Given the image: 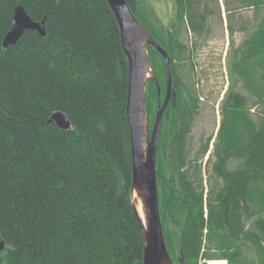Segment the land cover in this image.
I'll use <instances>...</instances> for the list:
<instances>
[{
    "label": "trees",
    "instance_id": "16d2710c",
    "mask_svg": "<svg viewBox=\"0 0 264 264\" xmlns=\"http://www.w3.org/2000/svg\"><path fill=\"white\" fill-rule=\"evenodd\" d=\"M126 1L170 58L174 50H182L177 32L157 33L138 0ZM198 1L177 0L176 5L181 22L188 10L194 34H200L206 19L196 10ZM19 4L33 20H45V35L25 30L15 44L3 47ZM147 49L157 82L165 89L163 58L151 45ZM229 69L264 108V19L234 49ZM171 74L179 94L163 118L180 124L175 134L178 187L157 170L169 254L174 263L176 247L165 219L176 221L175 211H181L178 252L183 264H198L200 258L242 264L240 247L247 239L255 246L264 243V116L256 122L246 95L227 90L207 160L217 183L204 199L196 160L208 144L194 159L187 148L190 113L196 111L198 97L183 98L181 89L188 95L191 91L174 65ZM127 90V60L106 0H0V235L6 243L0 264H143L131 202ZM146 97L150 113L157 102L153 80L147 82ZM55 111L68 115L70 128L56 126L50 119ZM213 238L221 251L216 256L204 249V240Z\"/></svg>",
    "mask_w": 264,
    "mask_h": 264
},
{
    "label": "rangeland",
    "instance_id": "374dc122",
    "mask_svg": "<svg viewBox=\"0 0 264 264\" xmlns=\"http://www.w3.org/2000/svg\"><path fill=\"white\" fill-rule=\"evenodd\" d=\"M138 2L144 18L157 33L163 34L165 31L170 32L173 30L179 34L178 42L183 45V48L182 50H174L171 54V65H174L176 74L182 80L184 87H186L185 89L191 91V95H188L187 91L181 89L180 93L182 97L187 98V100H190V96L192 98L196 96L203 98L199 100L200 104L197 105L196 111L190 113V122L188 121L191 123V131L187 135V148L191 158H196L194 156L199 154L202 145L216 134L221 120V103L228 92L227 90L230 88L233 91H240L246 95L248 105L251 106L250 111L253 119L256 122L261 120L260 115L264 116V108L260 103L255 104L254 99L248 96L242 89L239 80L236 81V75L230 76L229 68L231 67L234 49L240 48L243 40L264 19V0L259 4L252 3L253 5L250 1L230 2L227 8L222 3L219 4L218 9L216 7L215 9L204 8L207 4L204 0H199L196 10L206 17L203 21V29L200 31V34H194V32L189 30V12L187 9L183 11V22L176 19L177 10L174 0H138ZM261 84H264V82H261ZM159 88L160 100L162 102L166 91V84L165 89H161L160 86ZM152 107V111L148 113L150 130L155 119L157 102L153 103ZM178 128L180 129L179 120L178 124L176 122V125L173 126L169 122L168 117L167 119L162 118L156 151V173L159 170L158 175H161L162 179H174V188L178 187L177 177L179 173L175 142V134ZM211 141L209 143L210 152L208 153L207 151L196 160L201 166L204 199L207 198L206 196L211 186L217 183L213 174H211L208 162L204 163L205 160H211L212 157ZM233 164L236 165V163ZM168 188L171 189L172 187L169 186ZM175 212L176 221H171V219L167 218V220L165 219V226L171 233L170 235L176 247L174 264H179L178 239L183 226L184 213L181 211ZM212 240L213 242L207 239L204 240V249L208 248L209 254L216 256L221 251L216 249V239L213 238ZM246 244V246L242 245L240 247V260H242V264H261L264 261V243L255 246L247 239ZM216 262L228 264L227 259L217 258H200L198 264Z\"/></svg>",
    "mask_w": 264,
    "mask_h": 264
},
{
    "label": "water",
    "instance_id": "95a60500",
    "mask_svg": "<svg viewBox=\"0 0 264 264\" xmlns=\"http://www.w3.org/2000/svg\"><path fill=\"white\" fill-rule=\"evenodd\" d=\"M106 1L115 15L127 60L126 115L132 152L131 202L143 241V264H174L161 224L156 173V151L161 122L172 94L171 58L138 20L126 0ZM44 21L33 20L22 5H17L13 11L10 29L3 38V47L15 44L25 30H34L44 36ZM148 45L154 47L164 61L166 93L162 102L159 84L148 54ZM148 80H153L158 89L157 110L151 130L146 97ZM50 119L60 129L71 127L70 119L65 112L55 111ZM138 204L141 206L143 219L136 208ZM5 245V240L0 235V251ZM179 261L183 264L182 259Z\"/></svg>",
    "mask_w": 264,
    "mask_h": 264
},
{
    "label": "flooded vegetation",
    "instance_id": "af4514ba",
    "mask_svg": "<svg viewBox=\"0 0 264 264\" xmlns=\"http://www.w3.org/2000/svg\"><path fill=\"white\" fill-rule=\"evenodd\" d=\"M205 1V3L207 4L206 6H204V8H214L215 9V7L218 9V6H219V4H222V3H224V5H225V8L227 7V5H229V3L230 2H234L233 0H204ZM174 3H175V7H176V5H177V0H174ZM189 28V30H191V28L190 27H188ZM230 55V54H229ZM226 57H227V53H226ZM172 75V74H171ZM166 76V75H165ZM172 89H171V99H170V101L169 102H172L176 97H177V94H178V91H177V85H176V83H175V81H174V79H173V77H172ZM165 93H166V91H165ZM164 97H165V94H164ZM203 98H198V102L196 103L197 105L198 104H200V102H199V100H202ZM188 110L189 111H191V106H189V108H188ZM220 112H221V109H220ZM153 125V124H152ZM219 126H220V123H219V125H218V128H219ZM151 128H152V126H151ZM218 128H217V132H218ZM217 132H216V134L213 136V138H211L210 140H212L211 141V144H212V149H213V145H214V142H215V140H216V137H217ZM190 133V132H189ZM188 133V134H189ZM209 143H210V141H209ZM209 143H208V141H206L205 142V144H208V149H209ZM205 144H203L202 145V147H201V150H202V148H203V146L205 145ZM187 146H188V144H187ZM201 150H199V151H201ZM208 151V153L210 152V149L209 150H207ZM207 157H208V155H207ZM207 157H206V159H207ZM204 163L206 164L207 163V160H205L204 161ZM233 163H235V161L234 160H230V162H229V166L230 167H234V164ZM203 181V180H202Z\"/></svg>",
    "mask_w": 264,
    "mask_h": 264
},
{
    "label": "bare ground",
    "instance_id": "6f19581e",
    "mask_svg": "<svg viewBox=\"0 0 264 264\" xmlns=\"http://www.w3.org/2000/svg\"><path fill=\"white\" fill-rule=\"evenodd\" d=\"M166 52H167V51H166ZM169 56H170V55H169ZM136 208H137V210H138V212H139L141 218L143 219V214H142L141 206L138 204V205L136 206ZM219 263H220V262L211 263V264H219Z\"/></svg>",
    "mask_w": 264,
    "mask_h": 264
}]
</instances>
